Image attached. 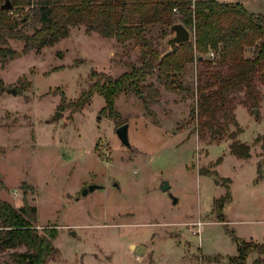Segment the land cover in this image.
Returning a JSON list of instances; mask_svg holds the SVG:
<instances>
[{
	"label": "rangeland",
	"instance_id": "obj_1",
	"mask_svg": "<svg viewBox=\"0 0 264 264\" xmlns=\"http://www.w3.org/2000/svg\"><path fill=\"white\" fill-rule=\"evenodd\" d=\"M218 1L264 14V0ZM22 28L33 32L30 21ZM172 34L153 25L149 37L165 50ZM9 46L13 53L0 60V198L16 209L26 198L37 209L39 233L57 230V251L47 264H264L263 87L257 107L236 95L233 111L242 130L236 140L250 147V157L240 158L229 148L233 125L212 139L190 115L200 63L186 65L177 77L183 88L175 91L149 77L160 90L157 101L121 92L116 121L102 111L98 93L79 111L70 104L88 89L93 70L116 77L139 64L141 44H119L73 26L40 52L19 39ZM56 111L62 115L51 120ZM125 122L130 148L115 132ZM162 180L168 191L160 189ZM91 183L102 187L82 195ZM226 192L230 199L220 211L216 200ZM242 241L250 246L241 262ZM132 244L145 252L134 254ZM24 250L5 248L0 264H15L13 253Z\"/></svg>",
	"mask_w": 264,
	"mask_h": 264
},
{
	"label": "trees",
	"instance_id": "obj_2",
	"mask_svg": "<svg viewBox=\"0 0 264 264\" xmlns=\"http://www.w3.org/2000/svg\"><path fill=\"white\" fill-rule=\"evenodd\" d=\"M11 8L3 9L0 0V60L11 55L10 39L24 41L28 50L40 52L68 36L73 26H83L86 32L114 38L125 44L135 40L141 44L140 63L129 64L128 70L113 77L93 70L94 80L88 89L70 106L81 110L93 94L105 101L102 111L118 119L115 100L121 92L146 95L157 101L161 93L148 78L156 75L170 91L183 88L177 81L188 63L197 62L201 83L197 87L196 106L190 111L198 128L210 131V137H223L227 131L232 139L230 152L240 158L250 157L248 144L236 140L242 131L233 108L236 95L240 101L257 107L264 88V14L248 10L240 2L218 0H10ZM20 18L16 15L24 13ZM30 21L32 33L23 30ZM181 22L193 33V39L166 51L149 37L150 27L159 25L164 34L173 23ZM249 51L250 54L246 55ZM214 53L211 58L204 55ZM4 82L0 76V93ZM230 193L216 200L221 211ZM20 209L0 198V251L24 247L13 253L15 264H47L57 251L52 244L56 231L40 234L33 222L37 209L26 198ZM243 241L238 246L237 260L246 257L248 247ZM254 249L256 246H252Z\"/></svg>",
	"mask_w": 264,
	"mask_h": 264
},
{
	"label": "water",
	"instance_id": "obj_3",
	"mask_svg": "<svg viewBox=\"0 0 264 264\" xmlns=\"http://www.w3.org/2000/svg\"><path fill=\"white\" fill-rule=\"evenodd\" d=\"M1 8L3 9H9L11 8V1L10 0H4V2L1 4ZM170 30L173 32V34L167 39L166 41V51L173 50L177 45L181 43H185L190 41L191 38V32L190 30L181 22L173 23L170 26ZM7 91L16 94V89L11 87L7 88ZM142 95H140L141 97ZM253 112H257V108H253ZM62 115L61 111H56L55 114L52 116L51 120H57ZM115 132L119 138V140L124 144L126 147L130 148L131 143L129 141V134H128V123L125 122L119 126L116 127ZM264 168V164L262 165ZM102 186L96 183H91L87 185L86 187H83L81 190L82 195H87L88 192H91L97 188H101ZM160 189L162 191H168L170 189V183L167 180H162L160 184ZM172 198L173 203L177 201V198L173 195H170ZM71 234L74 235V231L71 232ZM133 253L136 255H142L146 248L143 245H136L132 244L130 246Z\"/></svg>",
	"mask_w": 264,
	"mask_h": 264
},
{
	"label": "built area",
	"instance_id": "obj_4",
	"mask_svg": "<svg viewBox=\"0 0 264 264\" xmlns=\"http://www.w3.org/2000/svg\"><path fill=\"white\" fill-rule=\"evenodd\" d=\"M211 56H214V53L213 52H210Z\"/></svg>",
	"mask_w": 264,
	"mask_h": 264
},
{
	"label": "crops",
	"instance_id": "obj_5",
	"mask_svg": "<svg viewBox=\"0 0 264 264\" xmlns=\"http://www.w3.org/2000/svg\"><path fill=\"white\" fill-rule=\"evenodd\" d=\"M246 7V6H245ZM247 8V7H246ZM248 9V8H247ZM249 10V9H248ZM261 14H263V13H261Z\"/></svg>",
	"mask_w": 264,
	"mask_h": 264
}]
</instances>
